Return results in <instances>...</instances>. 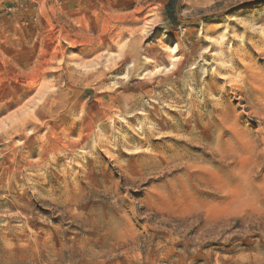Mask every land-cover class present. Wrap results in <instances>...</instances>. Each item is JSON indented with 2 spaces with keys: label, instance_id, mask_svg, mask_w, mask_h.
<instances>
[{
  "label": "rangeland",
  "instance_id": "374dc122",
  "mask_svg": "<svg viewBox=\"0 0 264 264\" xmlns=\"http://www.w3.org/2000/svg\"><path fill=\"white\" fill-rule=\"evenodd\" d=\"M0 264H264V0H0Z\"/></svg>",
  "mask_w": 264,
  "mask_h": 264
}]
</instances>
